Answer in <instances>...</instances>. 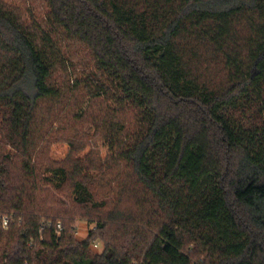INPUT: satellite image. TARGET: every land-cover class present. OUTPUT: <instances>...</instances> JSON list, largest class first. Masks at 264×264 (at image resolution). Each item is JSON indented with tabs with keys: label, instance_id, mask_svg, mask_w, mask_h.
I'll return each instance as SVG.
<instances>
[{
	"label": "trees",
	"instance_id": "trees-1",
	"mask_svg": "<svg viewBox=\"0 0 264 264\" xmlns=\"http://www.w3.org/2000/svg\"><path fill=\"white\" fill-rule=\"evenodd\" d=\"M46 4L50 27L97 73L68 92L115 105L112 119L92 122L134 185L98 202L87 169L37 168L50 137L42 104L65 97L60 51L0 0V264H264V0ZM45 169L94 213L84 241L39 204Z\"/></svg>",
	"mask_w": 264,
	"mask_h": 264
},
{
	"label": "rangeland",
	"instance_id": "rangeland-1",
	"mask_svg": "<svg viewBox=\"0 0 264 264\" xmlns=\"http://www.w3.org/2000/svg\"><path fill=\"white\" fill-rule=\"evenodd\" d=\"M3 2L8 8L19 13L26 25H36L47 32L52 43L60 51L62 59H59L58 62L61 69L56 73L55 81L57 86L64 89L65 97L58 103L42 104L44 113L42 118L46 119L47 123L42 132L49 133L50 137L46 138L48 143L45 145L44 153L39 154L34 159L35 165L37 168L39 165L42 168L48 165L55 169L64 167L68 171L74 169L75 166L87 169L86 171H89L91 175L98 176L99 179L95 184L96 200L100 202L107 198L110 203L113 200L115 202L116 198H110L113 194L109 188L112 187V190L117 191L120 189L118 188L119 183L123 182V185L126 184L131 191L134 183L131 181L130 169H126L125 165H119L117 161L113 162L109 159L114 154V147L109 141L103 140V136L97 128L99 123L96 125L92 122L93 119L101 121L107 117L112 119V111L115 109V105L110 101H104V99L91 105V97L87 90L76 92V95L75 92L71 94L68 92V85L76 84L77 81L93 82L91 75L97 73L89 52L81 45L68 42L60 33L50 27L48 23L49 8L46 0H3ZM77 112L78 115H85L87 112L88 117L76 120L74 114ZM7 150L10 151L11 148L7 147ZM20 162V158L15 161L17 169ZM38 176L39 187L42 191L37 194L39 204L55 214L61 211L63 218H67L69 223L75 227L76 238L79 241L87 239L89 232L96 229V224L89 223L88 220L90 215L94 213L91 212L90 208L75 203L71 182L59 190L55 187L60 181L57 173H47L45 169L39 172ZM14 177L16 178L15 182L19 183V179L22 177L20 170L19 172L18 170L14 171ZM123 205L129 209L137 207L134 201H130L129 197L126 198ZM14 219L16 218L14 217ZM2 227L4 231L9 230V228L5 229L3 224ZM92 250L95 253H101L103 245L96 242L92 246ZM200 257L201 254L195 255V261H198Z\"/></svg>",
	"mask_w": 264,
	"mask_h": 264
},
{
	"label": "built area",
	"instance_id": "built-area-1",
	"mask_svg": "<svg viewBox=\"0 0 264 264\" xmlns=\"http://www.w3.org/2000/svg\"><path fill=\"white\" fill-rule=\"evenodd\" d=\"M10 220L8 217H4L3 218V226L5 229H8L9 228V225H10ZM59 229L62 230V227L59 225Z\"/></svg>",
	"mask_w": 264,
	"mask_h": 264
}]
</instances>
